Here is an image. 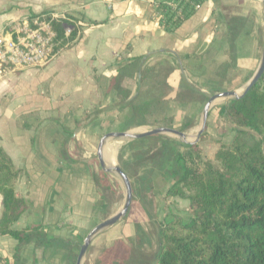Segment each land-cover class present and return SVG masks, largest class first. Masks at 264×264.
Here are the masks:
<instances>
[{"label":"crops","instance_id":"crops-1","mask_svg":"<svg viewBox=\"0 0 264 264\" xmlns=\"http://www.w3.org/2000/svg\"><path fill=\"white\" fill-rule=\"evenodd\" d=\"M156 1L0 0V35L37 16L82 24L79 38L47 65L8 70L0 79V147L20 172L16 195L28 203L13 228L43 227L50 238L67 242L29 245L17 258L19 242L0 236V264H76L81 241L107 206L105 191H116L111 173L112 188L101 180L97 151L103 137L159 127L196 136L214 89H243L259 69L262 0H204L175 33L162 27ZM222 106L213 104L198 143L208 158L219 147L205 152L222 127ZM160 144L154 137L111 138L104 161L127 168L136 154ZM150 183L145 200L161 208L174 180L158 171ZM2 209L0 195V216Z\"/></svg>","mask_w":264,"mask_h":264},{"label":"trees","instance_id":"trees-1","mask_svg":"<svg viewBox=\"0 0 264 264\" xmlns=\"http://www.w3.org/2000/svg\"><path fill=\"white\" fill-rule=\"evenodd\" d=\"M203 3L204 0H157L155 9L164 30L175 33ZM64 25L73 28L68 39ZM77 25L82 26L66 20L53 22L58 40L64 42L62 46L79 38ZM218 77H222L221 73ZM214 90L218 93L226 88ZM221 117L236 135L231 142L221 143L213 157L207 158L198 144L153 136L160 146H150L136 154L134 163L122 168L128 176L129 172L146 173L149 180L140 181L142 186L150 183L154 173L164 171L174 180L168 197L189 201V222L175 216L159 226L160 242L153 264H264V74L247 96L224 104ZM154 125L159 126L156 122ZM245 130L259 137L257 144L248 146L239 141ZM107 176L103 171L101 180L111 187ZM19 177L20 172L0 147V236L19 242L17 258L29 245L65 246L67 242L50 238L43 227L13 228L28 209L27 201L16 195Z\"/></svg>","mask_w":264,"mask_h":264},{"label":"rangeland","instance_id":"rangeland-1","mask_svg":"<svg viewBox=\"0 0 264 264\" xmlns=\"http://www.w3.org/2000/svg\"><path fill=\"white\" fill-rule=\"evenodd\" d=\"M63 44L64 42L61 41V46ZM238 91L240 94L243 93V89ZM231 100L223 98L217 100L214 105L219 108L221 105L228 104ZM235 135L236 133L232 130L231 125L222 121L220 131L216 134L214 140H209L211 147L206 148L205 152L210 155L214 151L213 145L217 144V146H220L221 143H229L234 139ZM162 137L175 138L183 142L177 136L168 135ZM205 139L206 135L204 136L203 144L206 141ZM239 141L248 146H254L258 143L259 137L254 132L245 130L239 136ZM115 165L119 164L116 163ZM111 174L114 177L113 183L116 191L109 189L105 191L107 206L96 225L119 213L125 204L126 190L124 184L116 173ZM140 175L139 173L130 172L134 199L128 215L115 226L101 231L93 238L82 264H153L160 242L159 226L165 220L170 221L175 216L181 217L184 222L190 221L191 212L188 200L183 201L178 198L167 197L161 200L163 201L161 208H157L153 203L146 201L147 187L146 185L142 186L144 183H140V181H148L149 179L146 178V173ZM150 198L151 196H149ZM154 201L156 200L154 199ZM84 240L85 237L80 243L79 251Z\"/></svg>","mask_w":264,"mask_h":264},{"label":"built area","instance_id":"built-area-1","mask_svg":"<svg viewBox=\"0 0 264 264\" xmlns=\"http://www.w3.org/2000/svg\"><path fill=\"white\" fill-rule=\"evenodd\" d=\"M54 21L60 20L47 15L9 25L0 35V79L8 70L43 67L54 58L62 48ZM64 30L68 39L73 28L64 25Z\"/></svg>","mask_w":264,"mask_h":264},{"label":"water","instance_id":"water-1","mask_svg":"<svg viewBox=\"0 0 264 264\" xmlns=\"http://www.w3.org/2000/svg\"><path fill=\"white\" fill-rule=\"evenodd\" d=\"M263 5H264V0ZM264 74V49H263V56L262 61L260 64L259 69L254 74L252 79L247 83V85L243 88V93H239V91H224L216 93L215 95L211 96L209 101L206 103L203 113V121L201 128L196 136H189L181 131L171 129V128H165V127H159L156 129H153L151 131H147L140 134H132L128 132L123 133H109L108 135H105L103 139L101 140L98 151H97V157L98 161L100 163L101 168L108 172V173H116L122 180L125 190H126V199L125 204L122 208V210L114 215L113 217L105 220L104 222L98 224L90 233L87 235V237L84 240L83 245L81 246V249L78 254L77 263L76 264H82V261L92 244L93 238L100 233L101 231L113 227L116 224H118L121 220H123L129 213V210L132 206L133 199H134V190L132 182L129 178V176L124 172L121 166L114 165L112 167H109L106 165L104 161V148L106 146V142L111 138H128L133 140H143L146 138H150L153 136L158 135H172L177 136L180 139L183 140V142L187 144H198L203 135L206 133L207 127H208V121L210 116V111L213 106V104L220 99L227 98V99H241L247 96V94L260 82L262 76ZM195 140L194 142H190V140Z\"/></svg>","mask_w":264,"mask_h":264}]
</instances>
